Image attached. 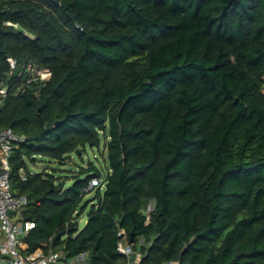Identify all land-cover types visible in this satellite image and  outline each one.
Here are the masks:
<instances>
[{
	"label": "trees",
	"instance_id": "trees-1",
	"mask_svg": "<svg viewBox=\"0 0 264 264\" xmlns=\"http://www.w3.org/2000/svg\"><path fill=\"white\" fill-rule=\"evenodd\" d=\"M29 63L50 78L28 82ZM4 83L0 129L23 136L12 190L35 222L24 254L264 264V0H0ZM102 141L107 173L89 160L67 185L71 175L29 166ZM94 177L104 192L87 189Z\"/></svg>",
	"mask_w": 264,
	"mask_h": 264
},
{
	"label": "built area",
	"instance_id": "built-area-1",
	"mask_svg": "<svg viewBox=\"0 0 264 264\" xmlns=\"http://www.w3.org/2000/svg\"><path fill=\"white\" fill-rule=\"evenodd\" d=\"M6 24H14L10 20ZM12 66V72L17 68V59L8 56ZM51 76L48 68H43L34 63L27 67V81L47 80ZM10 84L4 83L0 86V103H3ZM23 139L22 134L14 128L7 126L0 129V264H87L88 255L82 253L77 257L66 258L61 251H50L45 253L41 248L34 252L24 254L22 248L25 246L22 235L35 226L32 219H23V211L29 205V197L25 194H16L12 190L10 156L14 148ZM27 173L22 170V178L27 179ZM103 178L91 179L87 189L95 188L103 184ZM155 207V200L151 199L146 211L147 221L150 219L151 211ZM122 239L119 242V251L126 255H132L134 250L128 241V235L124 229L118 232ZM129 264H139L138 261ZM172 264V262L168 263Z\"/></svg>",
	"mask_w": 264,
	"mask_h": 264
},
{
	"label": "rangeland",
	"instance_id": "rangeland-1",
	"mask_svg": "<svg viewBox=\"0 0 264 264\" xmlns=\"http://www.w3.org/2000/svg\"><path fill=\"white\" fill-rule=\"evenodd\" d=\"M104 141H102L101 147L98 148H92L88 147L87 152L84 153L83 158L80 157L77 153H73L70 158L67 159V161L64 164H61L59 161L50 159L48 157L44 156H37V161L35 163L29 161L30 168L35 171H40L45 168H48L49 170L56 169V173L58 175H71L67 181V185H71L74 182V178L72 175L78 171L79 167L81 165L87 166L89 160H94L96 164L103 170L104 173L108 172L107 167V160L105 159L106 149L104 147ZM105 185L102 187V191H105ZM95 195V190H92L87 194L85 197V201H89L92 199ZM98 199H96L94 202L97 203ZM91 203L88 207V209L82 214L80 218L81 226H85L87 219H88V211L90 209Z\"/></svg>",
	"mask_w": 264,
	"mask_h": 264
},
{
	"label": "crops",
	"instance_id": "crops-1",
	"mask_svg": "<svg viewBox=\"0 0 264 264\" xmlns=\"http://www.w3.org/2000/svg\"><path fill=\"white\" fill-rule=\"evenodd\" d=\"M137 260H138V258H137ZM135 261H136V259H135ZM167 264V263H166Z\"/></svg>",
	"mask_w": 264,
	"mask_h": 264
},
{
	"label": "water",
	"instance_id": "water-1",
	"mask_svg": "<svg viewBox=\"0 0 264 264\" xmlns=\"http://www.w3.org/2000/svg\"><path fill=\"white\" fill-rule=\"evenodd\" d=\"M132 241H134V239H132Z\"/></svg>",
	"mask_w": 264,
	"mask_h": 264
}]
</instances>
